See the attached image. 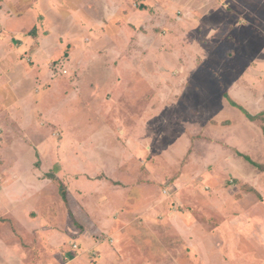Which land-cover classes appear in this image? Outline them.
<instances>
[{"label": "rangeland", "instance_id": "rangeland-1", "mask_svg": "<svg viewBox=\"0 0 264 264\" xmlns=\"http://www.w3.org/2000/svg\"><path fill=\"white\" fill-rule=\"evenodd\" d=\"M57 1L56 43L34 0H0V261L17 246L27 264H125L124 251L155 264L140 247L189 211L213 218L227 264H264V118L241 109L264 116V0L199 16L203 0ZM248 191L244 219L256 207L262 222L234 241ZM154 201L165 224L152 234L141 219ZM171 236L169 264L202 263Z\"/></svg>", "mask_w": 264, "mask_h": 264}, {"label": "crops", "instance_id": "crops-1", "mask_svg": "<svg viewBox=\"0 0 264 264\" xmlns=\"http://www.w3.org/2000/svg\"><path fill=\"white\" fill-rule=\"evenodd\" d=\"M34 1L36 2L35 6L31 5V7H26V8H30L31 9L30 10L31 11L30 14L34 13V17H36L38 19V21H39V27H40L41 18L45 17V21L46 22L44 21V23L43 22L41 23V25L43 26L42 30L46 31V32H50L51 30H53L52 33H51V37L52 38L50 37V40L53 39L57 43V38L54 36V33H56L55 32L56 24H59V23H58V21L57 22L49 21L48 18H50V16H49L50 9H53V7H55V6H59V4H60L59 1H57V0H34ZM103 1L105 3H114L115 4V2L117 0H102V2ZM227 1H229V2H231V1L238 2L240 0H227ZM220 2H222V1H220V0H203V3L199 2V4H198L199 9L195 8V10H194L195 16H199L200 13H202L200 11L201 9L202 10H204L205 8L209 9V6L211 5V3H213V7L214 8L219 7ZM46 3L48 5V7H49L48 12H47L46 7H45ZM196 4L197 3H194V5H196ZM224 4H226V3H224ZM248 8H250V6L249 7H244L243 6L239 10L241 12H244V11L248 12V11H250ZM67 10H68L67 14H63V15L61 13H57V14L60 15L62 18L64 17L63 20L69 19L73 15H72V12L68 8H67ZM108 11H111V10L108 9ZM42 20H44V19H42ZM84 22L85 21L82 20V24ZM72 23L73 22L70 21L68 27H71ZM225 34L226 33H224V35ZM212 37H215V35H213ZM211 40H212V38H211ZM196 43H197V40H196ZM35 85H36V82H35ZM38 85H41V83H39ZM35 88H36V86H35ZM4 110H6V109L4 108L3 111ZM7 110H8V108H7ZM11 110L12 111L10 113H8V116L12 113L13 116L15 117V115H17L18 112L15 110V108L11 109ZM0 126H2V125L0 124ZM2 135H4V134H2ZM13 144L16 145L15 143H13ZM41 145L42 144H41L40 141H36V143H34V151H35V153H34L33 158H35L37 156V154L39 155L40 152H38L37 149L39 147H41ZM0 150H1V148H0ZM15 159H16V161H17V159L20 160L17 157H15L14 160ZM1 162H2V164H1ZM4 162H5V164H4ZM7 162L8 161L3 160V158L0 157V165L5 166V168H6L4 177L5 176H7V177L9 176L10 177V172H8L9 169H10V166H8V164H6ZM14 167H17V166H14ZM14 171H16L15 168H14ZM15 174H16V172H15ZM5 186H6L5 182H2L0 184V190H2L3 193H5L4 190H3V188ZM24 189H28V188H24ZM24 189L22 191H19L20 195H18V199L19 198H24L26 196V193L24 192ZM253 189H254V187H253ZM253 192L256 193V191H248V192H246V193H244L242 195L241 199H243V200L240 199L241 201L239 202V210H240L241 214H240V217H238V219L236 220L237 225L236 224L235 225L234 224H229V225H233L234 226L232 234H234L235 231H236V233H239L241 236H246V234L250 233L248 230L251 228L250 226H248V223L252 222L253 225H255L256 223H259V225H260V222H262V219L260 218L258 211H256V207L255 208L253 207L254 208V214H251V213H248V211L251 209L248 206V208L246 210L247 213H248V214H246V215H248V220L244 219L245 211H244L243 208L240 207V204L247 203V202H245L246 200H244L245 197L248 196V195L251 196ZM222 193L223 192H221V193L218 192V194H213L212 193L211 196H209V201H211V200L214 201L215 199L220 201L221 199H223L225 197V194H222ZM12 197L13 198H9V200H8L9 203H10L8 205L9 208L10 207L11 208L18 207V206H14L15 202L12 203V201H15L16 195L14 194ZM206 201H208V200L207 199L205 200V203H206L207 206L213 204V203L206 202ZM3 202L4 201L3 200L1 201V199H0V207L1 208H4V206L2 205ZM36 202H37V200H36ZM51 203H48V204H51ZM154 203L155 204L157 203V204L155 206L153 205L154 207H152L151 211H147L148 212L147 213L148 217L141 219V225L142 226L144 224L146 225V227H148L150 224H152V225L155 224V225L158 226V227H150L152 234L153 233L155 234V231L157 233L158 229L162 230L164 228L163 225L165 224L163 222V220L160 219L158 216H155V217L153 216L155 213L158 212V207H159V204H158L159 202L158 201L157 202L154 201L151 204L150 203L149 204L152 205ZM193 206H194V204H193ZM195 207L197 208L199 206H195ZM221 211L223 213L225 212L224 210H221ZM177 217H178L177 219H175V220L173 219V222H172V224H170V228L168 229V231H167V228H164V231L162 230L161 233L155 234L156 237L160 238L159 239V241L161 243L160 245H159L158 242H157V244H155L156 247H153V245H150L149 250L146 251L144 254L142 252L143 248L140 247V255L141 256H145L146 258H148V257L156 258L155 264H169L168 258L165 257V253H166L167 249L169 248V245L167 244L166 240H164V238H166V236L168 235L169 231H171V235H172L171 237L173 238L172 241L174 240V238H177L178 240H180L182 242V243H177V244H181V245L184 246V242H186V241H188L189 243L192 244L191 247H194L195 254L199 255V256H201L203 258L201 264H227L228 263V260L224 257V255L221 253V250H220L221 248H220L219 241H218L220 239L219 232L218 231H214L212 229V227L211 228L209 227L210 224H214L212 217L211 218L207 217L206 220H204L205 222H202L201 220H198L196 216L192 215L191 212H189V211H187L182 216L179 213ZM134 220H137V219H134ZM26 222H27V220H26ZM220 222L222 223V221H220ZM216 224L217 223H215V225ZM206 226L208 227L207 229H206ZM22 228H23V226H22ZM148 231H149V229H148ZM236 233H235V236L231 234V240H234V241L236 240V235H237ZM165 234H166V236H165ZM141 235H143V234H141ZM0 237H2V236H0ZM133 237L135 238V236H133ZM136 240H138V239H136ZM143 240L144 239L140 238L141 244H143ZM256 240H257V243L261 245V241L259 239H256ZM111 241H114L113 237L111 238ZM234 241H233L232 244L230 243V247L231 248H233V246L236 243V242L234 243ZM6 242H8V241H6ZM7 246H8V244H7ZM9 247H10V245H9ZM73 247H74V249H77L78 245L76 247L74 245ZM10 248L14 251V253H12L13 255H11L7 259H2L0 261V264H27L25 262L24 258L22 257V251L20 250V248H17V246H13V247H10ZM239 251H240V249L239 250L236 249V251L232 252V253L234 254V256L236 255L237 257H239L241 255ZM157 252H160V254H158ZM164 257L166 259H164ZM173 257H174V259H173V262H174L176 260L175 259L176 256L173 255ZM216 258H217V260H215ZM213 260H215V261H213ZM164 262H166V263H164ZM173 262L171 264H175V262L174 263ZM223 262H226V263H223ZM124 263L125 264H132V251H130V252L124 251ZM44 264H49V263H44ZM152 264H154V263H152Z\"/></svg>", "mask_w": 264, "mask_h": 264}, {"label": "trees", "instance_id": "trees-1", "mask_svg": "<svg viewBox=\"0 0 264 264\" xmlns=\"http://www.w3.org/2000/svg\"><path fill=\"white\" fill-rule=\"evenodd\" d=\"M231 102H232L233 105H237V103H236L235 101L231 100ZM241 109L244 110V112L246 113V115H247L250 119H252V120H254V119H259V118H264L263 113H260V114H258V115L256 116V115H251V114H250L247 110H245L244 108H241Z\"/></svg>", "mask_w": 264, "mask_h": 264}, {"label": "built area", "instance_id": "built-area-1", "mask_svg": "<svg viewBox=\"0 0 264 264\" xmlns=\"http://www.w3.org/2000/svg\"><path fill=\"white\" fill-rule=\"evenodd\" d=\"M77 245L75 244V247H76Z\"/></svg>", "mask_w": 264, "mask_h": 264}]
</instances>
